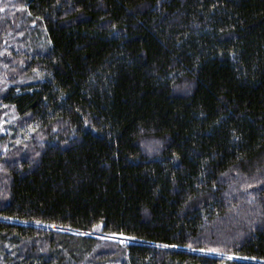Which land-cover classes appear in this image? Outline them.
I'll list each match as a JSON object with an SVG mask.
<instances>
[{"label":"trees","instance_id":"16d2710c","mask_svg":"<svg viewBox=\"0 0 264 264\" xmlns=\"http://www.w3.org/2000/svg\"><path fill=\"white\" fill-rule=\"evenodd\" d=\"M0 123V264H264V0H0Z\"/></svg>","mask_w":264,"mask_h":264},{"label":"rangeland","instance_id":"374dc122","mask_svg":"<svg viewBox=\"0 0 264 264\" xmlns=\"http://www.w3.org/2000/svg\"><path fill=\"white\" fill-rule=\"evenodd\" d=\"M1 125H2V123H0V128H1ZM99 238L100 239H105V240H108V241H114V242L119 243L120 245H123V244L126 243V241L121 239V238H110V237H103V236H100Z\"/></svg>","mask_w":264,"mask_h":264}]
</instances>
